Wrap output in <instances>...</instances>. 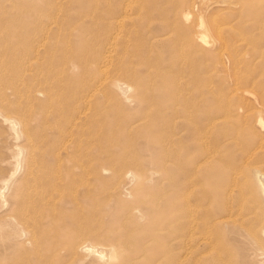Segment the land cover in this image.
I'll list each match as a JSON object with an SVG mask.
<instances>
[{"label": "rangeland", "instance_id": "rangeland-1", "mask_svg": "<svg viewBox=\"0 0 264 264\" xmlns=\"http://www.w3.org/2000/svg\"><path fill=\"white\" fill-rule=\"evenodd\" d=\"M263 73L264 0H0V264H264L218 118Z\"/></svg>", "mask_w": 264, "mask_h": 264}, {"label": "bare ground", "instance_id": "bare-ground-1", "mask_svg": "<svg viewBox=\"0 0 264 264\" xmlns=\"http://www.w3.org/2000/svg\"><path fill=\"white\" fill-rule=\"evenodd\" d=\"M129 4H131V3H129ZM191 7H192V5H191ZM189 14H190V11L189 12L187 10L184 11V16L187 17V16H189ZM200 25H197V27ZM236 66L238 67V65H236ZM104 67H103V69H105ZM243 80L244 81H242V78L239 77V78L232 79V81H231V86H230V90H229L230 92H229L228 96L230 97V99L232 101L231 105L233 106V104H234L235 108L234 109L232 108L233 111H231L229 114H227L225 112L226 107H224V105H223L224 104V98H225L223 89L219 88V92H218V104H219V106H218L219 112L218 113H219V117L218 118L221 120H225V119L229 120L230 123L233 124V130H234L233 131L234 133L231 132L230 136L227 139L222 138L220 140V145L221 144L224 145V143L227 141V142H231V144L235 145V147L237 146L238 150H241L240 154L238 155V160H237V161H240L241 167H238L234 164L228 165V167H229V172H228L229 182H227V184H229V188H232V189L236 188V189H235L234 194H232V193L229 194L230 196L228 199H226L225 203L230 208L229 209L230 213H232V214L234 213L240 219L245 220L251 224L252 221L258 219V216L260 213L259 210L261 211L263 209V211H264V92H262L259 95L258 93H255L254 91H252V87L254 84H258V85L261 84V81H262L261 75H251V76H248L247 78H245ZM119 85H120V83H119ZM250 111H252V113H253L252 114L253 119L249 122V121H246L248 118V116L246 114ZM0 115H2V114H0ZM2 119H4L3 116H2ZM7 120H10V119L6 118V121ZM4 122H5V120H4ZM243 122H244V124L249 123L250 132L253 135V140H252V142H250V144H242L239 142L241 138L238 137V133L243 127V124H242ZM11 124L13 126V129H17V125H16V123H14V121ZM225 124H226L225 121H224V123L221 122L220 126L221 127L226 126ZM207 131H209V130H207ZM15 132H16V130H15ZM17 133H19V135H20L19 131H17ZM17 133H16V135H17ZM19 161H20L19 162V165H20L21 160H19ZM17 173H18V169L16 170V172L13 173V175L11 174L12 177L9 181L7 180L8 183H11V181L13 180V177H15V175ZM130 174H131V172H130ZM9 186H11V185L9 184ZM5 193H6V191L2 192L3 197H5ZM0 196H1V194H0ZM261 214H262V211H261ZM231 217H232V215L228 216V218H231ZM218 218L222 219L221 217H218ZM22 220L27 221V216L24 213H23ZM216 220L217 219H215L214 221H216ZM262 232L264 235V229L262 230ZM203 236H205V235H203ZM188 238H189V236H188ZM185 244H187V243H185ZM80 248L82 250L87 251L89 254L95 253L96 255H98L100 257H103V258L105 257V254L103 253L101 248L98 245L92 244L89 241L83 242L81 244ZM189 249H190V247H189ZM107 251H105V252H107ZM217 262H218V260H216V263Z\"/></svg>", "mask_w": 264, "mask_h": 264}]
</instances>
